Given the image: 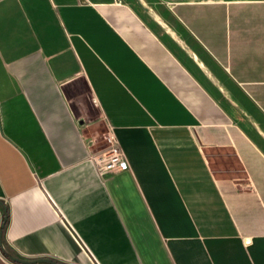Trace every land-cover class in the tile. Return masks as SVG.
I'll return each instance as SVG.
<instances>
[{
    "label": "crops",
    "instance_id": "1",
    "mask_svg": "<svg viewBox=\"0 0 264 264\" xmlns=\"http://www.w3.org/2000/svg\"><path fill=\"white\" fill-rule=\"evenodd\" d=\"M0 264H264V0H0Z\"/></svg>",
    "mask_w": 264,
    "mask_h": 264
},
{
    "label": "built area",
    "instance_id": "2",
    "mask_svg": "<svg viewBox=\"0 0 264 264\" xmlns=\"http://www.w3.org/2000/svg\"><path fill=\"white\" fill-rule=\"evenodd\" d=\"M100 174L115 172L126 166L125 158L118 143L110 141L109 147L92 156Z\"/></svg>",
    "mask_w": 264,
    "mask_h": 264
},
{
    "label": "rangeland",
    "instance_id": "3",
    "mask_svg": "<svg viewBox=\"0 0 264 264\" xmlns=\"http://www.w3.org/2000/svg\"><path fill=\"white\" fill-rule=\"evenodd\" d=\"M82 96L85 99L86 105H78L80 114L86 118H95L99 116L97 108L87 103V101H89V92L87 91L86 86L83 83H82ZM98 128H100L103 135L107 133V127L104 126L103 124H100Z\"/></svg>",
    "mask_w": 264,
    "mask_h": 264
},
{
    "label": "trees",
    "instance_id": "4",
    "mask_svg": "<svg viewBox=\"0 0 264 264\" xmlns=\"http://www.w3.org/2000/svg\"><path fill=\"white\" fill-rule=\"evenodd\" d=\"M8 215L6 214L5 222H7Z\"/></svg>",
    "mask_w": 264,
    "mask_h": 264
}]
</instances>
